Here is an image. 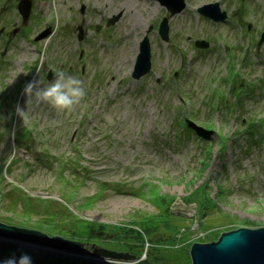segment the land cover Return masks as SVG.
Here are the masks:
<instances>
[{
	"label": "rangeland",
	"instance_id": "374dc122",
	"mask_svg": "<svg viewBox=\"0 0 264 264\" xmlns=\"http://www.w3.org/2000/svg\"><path fill=\"white\" fill-rule=\"evenodd\" d=\"M184 1L172 14L160 0H31L23 21L18 0H0V221L94 242L68 228L102 224L110 237L112 224L140 230L167 208L176 229L157 220L151 238L171 239L187 261L193 241L264 226V0ZM215 2L225 19L199 10ZM145 34L151 66L134 78ZM58 72L79 78L85 97L71 113L33 102L24 124V85ZM151 238L133 261L2 234L0 249L134 264Z\"/></svg>",
	"mask_w": 264,
	"mask_h": 264
},
{
	"label": "water",
	"instance_id": "95a60500",
	"mask_svg": "<svg viewBox=\"0 0 264 264\" xmlns=\"http://www.w3.org/2000/svg\"><path fill=\"white\" fill-rule=\"evenodd\" d=\"M162 4L173 14L179 12L185 6L184 0H160ZM210 7L214 13H209ZM19 13L23 21L26 20L30 8L31 0H19L17 4ZM199 10L204 15H209L214 21L223 20L226 13L220 10L218 3H207ZM118 18V15H113L108 19L110 24ZM78 38H82V26H78ZM47 30L40 32L37 37L43 36ZM168 24L165 17L162 18L159 24V34L162 39H167ZM264 40V31H262L259 43ZM196 45L206 46L204 40H196ZM139 53L135 62L133 77L138 78L145 74L151 66L149 39L146 35L140 41ZM0 234L15 237L20 240L34 241L38 243L48 244L51 246H59L61 248L78 249L81 252L90 254L93 260H102L94 258L96 256H104L113 260H136L134 254L128 251L112 249L98 244L96 242L72 241L56 235L48 236L46 233L31 228H22L13 224L0 221ZM62 240L66 242H62ZM33 242V243H34ZM191 264H264V226L246 227L239 226L238 228L228 230L214 241L197 242L193 241L190 247Z\"/></svg>",
	"mask_w": 264,
	"mask_h": 264
},
{
	"label": "trees",
	"instance_id": "16d2710c",
	"mask_svg": "<svg viewBox=\"0 0 264 264\" xmlns=\"http://www.w3.org/2000/svg\"><path fill=\"white\" fill-rule=\"evenodd\" d=\"M184 122V126L186 128H190V123L188 120H183ZM207 129V127H206ZM202 134V133H200ZM161 207H163V203L160 201ZM161 210L163 211L160 215L158 216H153L152 220L149 218L148 220L144 219L140 222V230H136L133 226H130L128 224H123V225H128L125 226V228L123 226L120 225H114L113 226V232H117V234H113L110 237L106 236V237H101L100 235V231L103 229V226L96 224L94 225L93 223H89V228L87 229L85 227H81L78 230H75L74 227H69V231H75L77 232L79 235H84L85 237H79V238H83V240H93L94 242L98 243V244H103L106 247L112 248V249H118V250H124V251H128L132 254H134L135 256L139 257L141 256L144 250V241L147 238V235L150 236V238L152 237V232H154L155 230H157V227L159 226V224L156 223L157 220H163L164 224L163 228H175L176 229V225H171L169 226V222L170 220L173 223V219L175 218L174 215L170 214L169 210L167 208H161ZM34 211H31V213H33ZM180 218V217H179ZM185 220V219H183ZM186 221V220H185ZM4 222V221H3ZM5 223H9L11 224L12 222H7L5 221ZM176 224V223H173ZM16 225L18 227H22V228H29L31 227L29 224L24 223V221H22L20 224H13ZM50 225V224H48ZM47 228L49 229L51 226H48ZM160 224V226H162ZM27 226V227H26ZM35 229L37 230H42V231H46L48 233V230L41 225H35L34 226ZM94 227V228H93ZM115 228H119V231L116 230ZM238 228V226L235 227H229L227 229H223L220 230V232L218 233V235L215 237V239H212L210 241H214L216 239H218L222 233L231 230V229H235ZM32 229V228H31ZM60 229V228H59ZM58 230V229H57ZM61 230V229H60ZM75 234V233H73ZM65 235V234H63ZM69 235H71V233H69ZM68 236V235H66ZM64 236V237H66ZM182 236V235H180ZM87 238V239H86ZM183 238V237H182ZM68 239V237H67ZM74 238H70L69 240L75 241ZM88 241V240H87ZM62 242H66L65 240ZM151 245L150 247L148 246V248L145 251V256L143 258H141L140 261L134 263V264H157L156 262H162V264H191L190 258L188 256V261L184 259L182 253L179 251L176 253V251L173 249V245H169L172 243V240H166L164 241L165 243H167L165 246L161 245V242H157L155 239L151 238ZM78 250V249H77ZM12 253V255L16 256V257H20L22 254H28L29 256L32 257V264H76L74 262L73 259H66V258H62L59 257L57 255H49V257H46L45 255H35L30 253L28 250H15L14 251V247L12 245L7 246V248L5 249H0V255L1 254H10ZM190 254V253H189ZM178 255V258H177ZM10 256V255H9ZM179 259V261H178ZM89 264H121V263H103V262H99V261H90L88 262ZM79 264V263H77Z\"/></svg>",
	"mask_w": 264,
	"mask_h": 264
},
{
	"label": "clouds",
	"instance_id": "9594fccd",
	"mask_svg": "<svg viewBox=\"0 0 264 264\" xmlns=\"http://www.w3.org/2000/svg\"><path fill=\"white\" fill-rule=\"evenodd\" d=\"M22 94L26 97L27 107L25 109L17 105L15 111L22 122L26 124L30 119L28 105L33 102L37 105L47 104L57 112L71 113L81 103L86 91L79 78L58 72L46 85L37 78L28 81L23 87ZM0 264H32V257L26 253L20 257L13 255Z\"/></svg>",
	"mask_w": 264,
	"mask_h": 264
},
{
	"label": "bare ground",
	"instance_id": "6f19581e",
	"mask_svg": "<svg viewBox=\"0 0 264 264\" xmlns=\"http://www.w3.org/2000/svg\"><path fill=\"white\" fill-rule=\"evenodd\" d=\"M147 36V35H146Z\"/></svg>",
	"mask_w": 264,
	"mask_h": 264
}]
</instances>
